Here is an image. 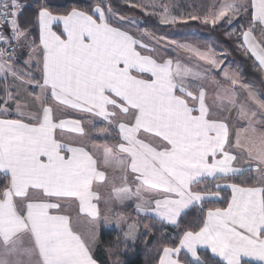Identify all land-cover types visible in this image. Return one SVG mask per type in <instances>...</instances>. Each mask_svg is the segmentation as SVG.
Returning <instances> with one entry per match:
<instances>
[{"label":"snow or ice","instance_id":"1","mask_svg":"<svg viewBox=\"0 0 264 264\" xmlns=\"http://www.w3.org/2000/svg\"><path fill=\"white\" fill-rule=\"evenodd\" d=\"M105 7L55 15L44 5L37 14L42 75L28 82L39 91L21 97L13 89L3 101H14L17 116L27 115L30 122L0 118V181H6L0 190V264H97L91 250L95 230L81 216L93 225L101 219L98 184L111 189L105 222L118 226L125 217L116 209L135 201L138 214L176 229L190 207L218 200L220 191L230 188L227 206L201 208L206 214L199 230L180 232L176 245L162 248L158 264H264V98L250 88L240 98L237 79L222 70L224 80L214 82L210 103L203 83L210 79L207 72L157 58L152 44L114 26ZM249 7L251 26L242 34L243 44L264 72V38L255 35L258 25L264 37V0H225L210 15L188 19L214 27L221 20L231 23ZM23 10L21 0H0V19L12 33L0 35L5 81L9 74L23 75L11 67L9 51L13 40L25 35L18 23ZM167 11L162 6L161 23L179 22ZM178 47L212 69L220 63L211 51ZM53 101L86 115L54 118ZM91 117L117 131L115 148L97 155L79 142L90 131H109L85 128ZM58 130L75 138L64 140ZM245 177V184L215 183ZM209 178L213 189L201 188ZM128 227L125 237L135 225ZM201 249L208 254L202 256Z\"/></svg>","mask_w":264,"mask_h":264},{"label":"rangeland","instance_id":"2","mask_svg":"<svg viewBox=\"0 0 264 264\" xmlns=\"http://www.w3.org/2000/svg\"><path fill=\"white\" fill-rule=\"evenodd\" d=\"M123 2L126 3L129 7L136 9L146 17H155L163 26H173L177 24H188L190 22H196L201 23L202 25L213 27L211 24H204L200 20H191L188 19V17L192 15L201 17L208 16L216 10V7H218L219 4L224 3L225 0H123ZM164 5H166L168 8L167 15L169 17L178 18L179 22L174 24L161 23V19L163 15H165V13L162 12V6ZM107 15L109 16L110 21L114 26L119 25L123 30H126L130 34L143 39L147 43L152 44L156 48L155 56L157 58L172 59L174 64L179 61L181 64L191 68L192 71L207 72L210 79L203 81V83L208 88L210 103L213 100V94L215 92L214 82H223L224 80L222 70H226L230 76L234 75L237 79L235 89L240 98L245 97L249 88L254 90L258 97L263 98L257 89L249 86H247V88L242 87L246 85L242 83L241 75L239 74L238 70H236L231 65L225 54L214 47L212 41L204 39L203 37L195 33L174 34L169 38L161 40V37H156L150 33H147L143 28L142 22L139 20L123 19L112 14ZM184 20H186L187 22H184ZM249 22L250 20L248 9L247 11H242L239 15L233 17L231 23H225L223 20H221L213 28L225 27L229 30V36H233L236 34L242 35L251 26ZM256 32L257 31L255 30V35L258 36ZM24 36H22L19 41H15V65L16 63L18 64L15 66V72L17 73V76H21V74L23 75L21 76V78L15 77V83H8L7 81L0 79V88H2V96L0 97V109L8 110L6 115H0L1 117L7 119L23 118L27 123L30 122V118L27 115H25V117L17 116L14 101L9 100L7 104L3 103L6 91H12L13 89H16L19 91L21 97L35 96L39 91L38 86L35 83L30 84L28 82L29 77L35 78L36 80L39 79L38 75L32 73L31 69L32 66L37 65L39 55L37 51L32 50L31 46L29 47L27 45V42L24 40ZM171 41H175L176 43H171ZM180 44L189 45L192 48L201 50L202 52L211 51L214 55V58L220 62L218 67L212 69L211 66L207 65L204 61L199 60L192 53L178 47V45ZM20 63H23L24 67H26L27 69L23 68V65ZM33 89H35V91H33ZM52 106L54 108V118L78 119L86 115L69 108L59 107L54 101L52 102ZM234 111L235 110H233V113ZM91 118H95V120L91 119V123L85 120V128L93 129L107 126H104L103 122L98 118ZM239 123L240 125H244L245 121L241 120ZM233 127H235V124H233ZM115 133H117V131L111 130L110 127L109 131L105 133H101L98 130L90 131L88 136L84 139L79 140V142L87 145L90 149H94L96 154L100 155L102 154L104 148H115V145L112 144V141L116 139ZM57 134L64 140L71 141L75 138V134L69 132L60 133L58 130ZM111 176L112 173H109V179H111ZM95 189L101 195V200L99 201L101 219L97 220L94 225L92 223H89L88 225L94 227L95 230V241L92 244L91 248L92 252L97 250L102 232L117 231L124 235V233L129 231V224L135 225L134 229L132 230V235L130 237H125L124 235V237L129 243L136 242L139 237L137 218L141 217L136 214V202L128 201L123 206V208L116 209L121 216L125 217V220L117 226L115 222H105L103 220V217L109 216L111 214L109 207L105 205V201L109 198L110 195V187L108 185H98ZM78 227L81 232L85 231L83 225ZM137 233L138 236L136 240L132 241L133 239H135Z\"/></svg>","mask_w":264,"mask_h":264},{"label":"trees","instance_id":"3","mask_svg":"<svg viewBox=\"0 0 264 264\" xmlns=\"http://www.w3.org/2000/svg\"><path fill=\"white\" fill-rule=\"evenodd\" d=\"M24 10L19 16V27L34 39L38 33V17L40 8L47 5L49 11L55 15H63L72 8L91 14L92 9L97 5L105 7L107 14H112L123 19H136L142 22L147 33L156 37L169 38L174 34L195 33L204 39L212 41L214 47L225 54L231 65L238 70L241 81L244 85L255 88L264 98V74L256 67L252 57L246 52L242 44V35L229 36V30L225 27L213 28L201 23L190 22L188 24H177L163 26L155 17H146L136 9L129 7L123 0H21ZM110 9V11H109ZM249 12V20H250ZM23 65V63H20ZM227 86V85H225ZM2 88H0V97ZM95 120V118H91ZM103 126V125H102ZM105 126V125H104ZM107 127V126H106ZM113 132V131H112ZM111 132V133H112ZM114 134V133H113ZM116 139L112 144L116 146L120 137L115 133ZM245 178H232L215 181L222 186L231 183H246ZM207 181L201 184V188L213 189L214 185ZM6 181H0V190ZM229 189L220 191L218 201L206 202L201 206L194 207L183 217L180 229L169 227L155 219L138 217L139 237L134 243L126 241L124 235L117 231L102 232L98 248L93 252V259L97 264H158V258L162 255L163 247H171L178 243V234L184 230H199L202 220L206 214L203 209L224 208L227 200L230 199ZM202 256L207 252L201 251Z\"/></svg>","mask_w":264,"mask_h":264},{"label":"crops","instance_id":"4","mask_svg":"<svg viewBox=\"0 0 264 264\" xmlns=\"http://www.w3.org/2000/svg\"><path fill=\"white\" fill-rule=\"evenodd\" d=\"M236 2H238V3H241V2H243V3H249V0H236ZM249 9V12L251 13V8L249 7L248 8ZM251 16V15H250ZM251 19V18H250ZM38 33H37V36L34 38V39H32V38H30V36H29V34H27V32H24L25 33V36H24V40L27 42V45L30 47L31 46V48H32V50H34V51H37L38 52V55H39V57H38V62H37V64H39L40 65V67H37L36 65L35 66H32V73H35V74H37L38 75V77H39V79H40V77H41V75H42V73H41V67H42V60H41V57H40V53H41V48H40V41H39V35H40V29H39V21H38ZM23 30V29H22ZM257 32V35L258 36H256V38H257V40L259 41V40H261L262 38H264V37H261V35H260V32H259V26L257 25L256 26V29H255ZM57 31H58V33H59V31H62V27L60 28V29H57ZM12 36V33H11V25H8V27L5 29V37L7 38V37H11ZM242 44H243V35H242ZM11 45L12 46H14V48H15V40H13V42L11 43ZM5 47V44L2 46V47H0V48H4ZM243 47H244V49L246 50V45H244L243 44ZM249 56H250V54H249ZM253 60H254V58H253ZM255 61V60H254ZM255 63H257L256 61H255ZM16 65H18L17 63H16ZM15 53H14V56L12 57V59H11V67L15 70ZM23 68H25V69H27L26 67H24V65H23ZM263 74H264V72H263ZM0 79H2V80H4V78L2 77V76H0ZM7 82L8 83H15V77L14 76H12L11 74H9L8 75V78H7ZM0 118H3V117H1V115H0ZM245 124V123H244ZM209 180H211V178H209ZM99 185V184H98ZM98 185H94V188H96V186H98ZM229 190H230V192H231V189L230 188H228ZM219 200V199H218ZM218 200H214V201H218ZM98 206H99V202H98ZM194 207H197V206H194ZM194 207H190L187 211H189L190 209H192V208H194ZM53 211H55V210H53ZM99 211H100V208H99ZM136 214H138L137 213V211H136ZM73 215H75V213H73ZM101 215V214H100ZM139 216H141V217H145V216H143L142 214H138ZM153 219H155V218H153ZM81 220L84 222V224L85 225H89V223H92V222H90L89 221V218L86 216V215H82L81 216ZM155 220H157V219H155ZM157 221H159V220H157ZM160 222V221H159ZM161 223H163V222H161ZM163 224H165V225H167V226H169V227H172V228H174L173 226H171V225H168V224H166V223H163ZM84 227V226H83ZM138 233H139V231H138ZM138 233H137V235H136V237H135V239H133L132 241H135L136 240V238H137V236H138ZM201 251H203V252H207L208 253V250H206V249H201ZM92 254H93V252H92Z\"/></svg>","mask_w":264,"mask_h":264},{"label":"built area","instance_id":"5","mask_svg":"<svg viewBox=\"0 0 264 264\" xmlns=\"http://www.w3.org/2000/svg\"><path fill=\"white\" fill-rule=\"evenodd\" d=\"M7 27H8V25H5V22L2 19H0V35H3L5 37V29ZM3 45H4V43L0 42V47H2ZM9 51L12 53V55H11V58H12L14 56V53H15L14 46L11 45V47L9 48Z\"/></svg>","mask_w":264,"mask_h":264}]
</instances>
